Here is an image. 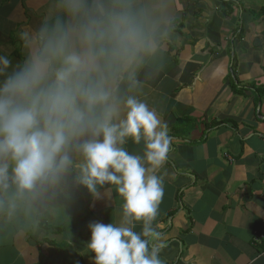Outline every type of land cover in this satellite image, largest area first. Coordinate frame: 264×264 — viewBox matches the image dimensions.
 Returning a JSON list of instances; mask_svg holds the SVG:
<instances>
[{
    "label": "crops",
    "instance_id": "obj_1",
    "mask_svg": "<svg viewBox=\"0 0 264 264\" xmlns=\"http://www.w3.org/2000/svg\"><path fill=\"white\" fill-rule=\"evenodd\" d=\"M39 2L0 0V53L13 65L19 31L42 18ZM167 4L162 67L141 97L171 137L153 243L163 264H264V0ZM99 192L78 187L33 211H0V264H93L88 225L118 223L122 206L114 186Z\"/></svg>",
    "mask_w": 264,
    "mask_h": 264
},
{
    "label": "clouds",
    "instance_id": "obj_2",
    "mask_svg": "<svg viewBox=\"0 0 264 264\" xmlns=\"http://www.w3.org/2000/svg\"><path fill=\"white\" fill-rule=\"evenodd\" d=\"M39 4V24L18 33L21 62L0 53V211L114 186L119 222L88 225L93 264H163L152 222L171 137L141 97L173 27L167 0Z\"/></svg>",
    "mask_w": 264,
    "mask_h": 264
},
{
    "label": "trees",
    "instance_id": "obj_3",
    "mask_svg": "<svg viewBox=\"0 0 264 264\" xmlns=\"http://www.w3.org/2000/svg\"><path fill=\"white\" fill-rule=\"evenodd\" d=\"M225 4V3H224ZM227 6H228V8H229V4H227ZM42 222L43 221H40L39 223H38V225L40 226V225H42Z\"/></svg>",
    "mask_w": 264,
    "mask_h": 264
},
{
    "label": "rangeland",
    "instance_id": "obj_4",
    "mask_svg": "<svg viewBox=\"0 0 264 264\" xmlns=\"http://www.w3.org/2000/svg\"><path fill=\"white\" fill-rule=\"evenodd\" d=\"M53 243H55V242L53 241Z\"/></svg>",
    "mask_w": 264,
    "mask_h": 264
}]
</instances>
